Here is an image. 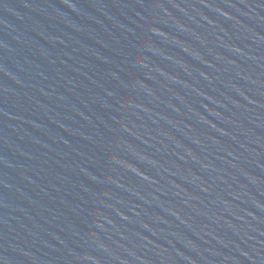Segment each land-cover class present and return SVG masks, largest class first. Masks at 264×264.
<instances>
[{"label": "water", "instance_id": "95a60500", "mask_svg": "<svg viewBox=\"0 0 264 264\" xmlns=\"http://www.w3.org/2000/svg\"><path fill=\"white\" fill-rule=\"evenodd\" d=\"M0 264H264V0H0Z\"/></svg>", "mask_w": 264, "mask_h": 264}]
</instances>
